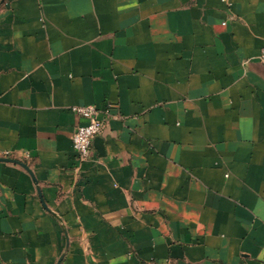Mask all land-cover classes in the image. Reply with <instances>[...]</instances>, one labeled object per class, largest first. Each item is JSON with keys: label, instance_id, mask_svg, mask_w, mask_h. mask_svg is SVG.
I'll return each mask as SVG.
<instances>
[{"label": "crops", "instance_id": "1", "mask_svg": "<svg viewBox=\"0 0 264 264\" xmlns=\"http://www.w3.org/2000/svg\"><path fill=\"white\" fill-rule=\"evenodd\" d=\"M263 47L264 0H0V264H264Z\"/></svg>", "mask_w": 264, "mask_h": 264}, {"label": "built area", "instance_id": "2", "mask_svg": "<svg viewBox=\"0 0 264 264\" xmlns=\"http://www.w3.org/2000/svg\"><path fill=\"white\" fill-rule=\"evenodd\" d=\"M258 59L264 63V47L258 54ZM80 117L86 119L85 123L78 124L73 135V147L80 162L88 161L93 157V140L100 134L105 122L99 117L100 111L95 105H83L74 107Z\"/></svg>", "mask_w": 264, "mask_h": 264}]
</instances>
